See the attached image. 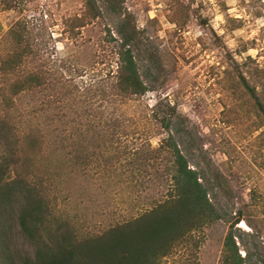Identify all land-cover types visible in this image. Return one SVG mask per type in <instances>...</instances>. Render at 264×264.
Masks as SVG:
<instances>
[{"label":"rangeland","instance_id":"374dc122","mask_svg":"<svg viewBox=\"0 0 264 264\" xmlns=\"http://www.w3.org/2000/svg\"><path fill=\"white\" fill-rule=\"evenodd\" d=\"M15 1L17 6L7 8L0 0V47L16 20L26 16L36 25L45 20L47 29L41 33L49 40L53 61L61 66L58 73L78 68L71 75L79 85L77 97L62 100L52 90L51 103L42 91L15 98L17 112L24 113L22 121L15 113L20 128L39 124L48 134L46 144L55 151L47 162L63 168L56 152L74 154L82 144L92 152L97 147L98 136L84 131L88 110L98 122V107L87 103L81 92L93 83L95 73L114 72L118 29L134 27L131 48L147 91L133 108L174 114L172 133L179 148L202 174L221 214L197 233L203 238L197 253L180 251L167 264H220L225 235L239 216L249 226L234 225L242 256L246 247L254 261L264 259V117L241 83L243 75L264 97V26L256 24L264 18V0H236L241 16L230 14L232 0H97L101 16L77 37L64 32V16L80 13L81 0H26L24 5ZM217 7L225 21L214 22ZM248 25L260 29L251 38H245L252 31ZM242 28L246 33L237 35ZM156 129L162 133L151 136ZM165 135L160 125L141 122L123 143L152 150ZM93 154L94 160L85 166L89 176L75 180L66 174L57 184L61 208L88 230L98 232L124 221L164 194L165 183L151 180L153 169L144 177L134 170L131 154L118 170L98 169L95 162L105 161L101 153Z\"/></svg>","mask_w":264,"mask_h":264},{"label":"trees","instance_id":"16d2710c","mask_svg":"<svg viewBox=\"0 0 264 264\" xmlns=\"http://www.w3.org/2000/svg\"><path fill=\"white\" fill-rule=\"evenodd\" d=\"M4 1L7 8L17 6L15 0ZM81 1L80 13L64 16V32L72 37L101 16L97 0ZM42 22L36 25L26 16L16 20L0 47V264H167L180 251L197 253L203 239L197 233L220 219L221 214L202 174L190 166L179 148L172 133L174 114L137 112L133 108V102L141 101L147 91L131 48L134 27L118 29L121 37L114 50V72L95 73L93 83L81 92L87 103L98 107V122L88 110L84 131L99 138L93 152L88 144L77 146L74 154L56 152L69 169L65 172L64 167L47 162L49 153L55 150L48 148V134L42 126L25 124L20 128L15 119V98L20 93L42 91L51 103L55 95L52 90L62 100L77 97L79 91L71 76L78 68L73 65L68 74L58 73L61 66L53 61L49 40L41 33L47 29L45 20ZM241 83L264 117V97L243 75ZM23 114L18 113L21 121ZM141 122H154L167 131L158 147L147 150L143 145L123 143L131 132L140 129ZM161 133L156 129L150 135ZM96 151L105 161L95 162L100 170L120 169L131 154L140 177L151 168L156 173L151 180L165 183L159 199L98 232L88 230L76 221V215L61 208L57 186L66 174L75 180L89 176L85 166L94 160ZM242 220L239 216L226 233L220 264H264V259L254 261L246 247L241 254L234 225Z\"/></svg>","mask_w":264,"mask_h":264},{"label":"clouds","instance_id":"9594fccd","mask_svg":"<svg viewBox=\"0 0 264 264\" xmlns=\"http://www.w3.org/2000/svg\"><path fill=\"white\" fill-rule=\"evenodd\" d=\"M213 3L215 4V0H213ZM233 7L229 9L230 14L233 16H241L244 15L242 10H238V8L235 6L236 0H232ZM216 16H215V21L214 22H222L225 21L224 14L219 11V8H216ZM256 24L259 26H264V18H260L256 21ZM249 28H252V25H248ZM259 27L252 28L251 33H248V35L245 38H251V36H255L259 32ZM247 29H239L237 30V35H244L246 33ZM232 43H235L234 41ZM257 50L252 49L251 54L256 55Z\"/></svg>","mask_w":264,"mask_h":264},{"label":"bare ground","instance_id":"6f19581e","mask_svg":"<svg viewBox=\"0 0 264 264\" xmlns=\"http://www.w3.org/2000/svg\"><path fill=\"white\" fill-rule=\"evenodd\" d=\"M244 224H246V225H247V228H249L248 224H247L244 220H242V221L239 223V225L242 226V227H243ZM244 228H245V227H244Z\"/></svg>","mask_w":264,"mask_h":264},{"label":"snow or ice","instance_id":"6c2138e0","mask_svg":"<svg viewBox=\"0 0 264 264\" xmlns=\"http://www.w3.org/2000/svg\"><path fill=\"white\" fill-rule=\"evenodd\" d=\"M243 227L247 228V225H246V224H244V225H243Z\"/></svg>","mask_w":264,"mask_h":264}]
</instances>
